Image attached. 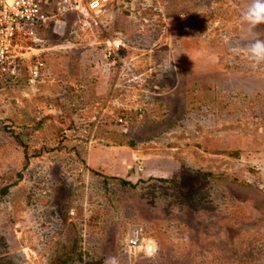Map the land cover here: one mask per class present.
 Listing matches in <instances>:
<instances>
[{"label": "rangeland", "instance_id": "obj_1", "mask_svg": "<svg viewBox=\"0 0 264 264\" xmlns=\"http://www.w3.org/2000/svg\"><path fill=\"white\" fill-rule=\"evenodd\" d=\"M249 3L115 0L14 45L0 264H264V65L230 52Z\"/></svg>", "mask_w": 264, "mask_h": 264}, {"label": "built area", "instance_id": "obj_2", "mask_svg": "<svg viewBox=\"0 0 264 264\" xmlns=\"http://www.w3.org/2000/svg\"><path fill=\"white\" fill-rule=\"evenodd\" d=\"M115 0H0V69L10 67L12 48L19 46L20 40L32 43L45 42L37 32L38 28L52 25L56 36L57 23L63 21L90 28L98 25L101 12ZM66 26V27H67ZM113 46V45H112ZM116 51L120 45L114 46ZM13 73H15L13 71ZM143 230L133 227L125 245L126 255L133 254L141 246Z\"/></svg>", "mask_w": 264, "mask_h": 264}, {"label": "clouds", "instance_id": "obj_3", "mask_svg": "<svg viewBox=\"0 0 264 264\" xmlns=\"http://www.w3.org/2000/svg\"><path fill=\"white\" fill-rule=\"evenodd\" d=\"M240 20L244 26L245 35L241 42H234L230 47L233 57L243 56L252 69L264 65V39L256 38L254 30L264 24V0H250L241 11ZM227 39V37H226ZM105 264H119L116 257H109Z\"/></svg>", "mask_w": 264, "mask_h": 264}, {"label": "water", "instance_id": "obj_4", "mask_svg": "<svg viewBox=\"0 0 264 264\" xmlns=\"http://www.w3.org/2000/svg\"><path fill=\"white\" fill-rule=\"evenodd\" d=\"M66 26H67V25H66L65 22L60 21L59 23H57V26H56V28H55V33H56L57 35H63L64 32H65ZM148 249H149V252H150V253H153V252H154V248H153V245H152V244H149Z\"/></svg>", "mask_w": 264, "mask_h": 264}, {"label": "bare ground", "instance_id": "obj_5", "mask_svg": "<svg viewBox=\"0 0 264 264\" xmlns=\"http://www.w3.org/2000/svg\"><path fill=\"white\" fill-rule=\"evenodd\" d=\"M149 244H152V245H153L154 252H155V250H156V245H155V243H154L153 241H151V240H145V239L142 240V243H141V246H140L139 250H142L143 248H144V249L146 248V250L148 251V253H149V255H150L151 253L149 252V249H148ZM154 252H153V253H154ZM151 255H152V254H151Z\"/></svg>", "mask_w": 264, "mask_h": 264}, {"label": "trees", "instance_id": "obj_6", "mask_svg": "<svg viewBox=\"0 0 264 264\" xmlns=\"http://www.w3.org/2000/svg\"><path fill=\"white\" fill-rule=\"evenodd\" d=\"M124 184H126V182H123Z\"/></svg>", "mask_w": 264, "mask_h": 264}]
</instances>
